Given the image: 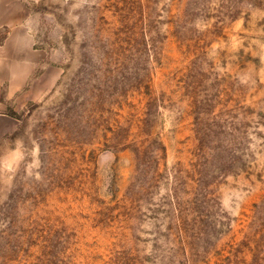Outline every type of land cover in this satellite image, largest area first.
Returning <instances> with one entry per match:
<instances>
[{"label":"rangeland","instance_id":"rangeland-1","mask_svg":"<svg viewBox=\"0 0 264 264\" xmlns=\"http://www.w3.org/2000/svg\"><path fill=\"white\" fill-rule=\"evenodd\" d=\"M0 264H264V0H0Z\"/></svg>","mask_w":264,"mask_h":264},{"label":"crops","instance_id":"crops-1","mask_svg":"<svg viewBox=\"0 0 264 264\" xmlns=\"http://www.w3.org/2000/svg\"><path fill=\"white\" fill-rule=\"evenodd\" d=\"M26 79H27V77H24V79H23V80H21L20 82H22L23 84H25V82H26Z\"/></svg>","mask_w":264,"mask_h":264}]
</instances>
